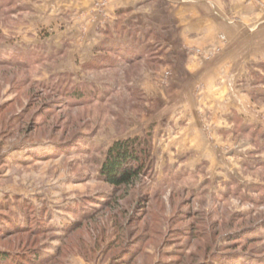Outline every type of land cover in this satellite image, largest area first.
Instances as JSON below:
<instances>
[{
    "label": "rangeland",
    "instance_id": "obj_1",
    "mask_svg": "<svg viewBox=\"0 0 264 264\" xmlns=\"http://www.w3.org/2000/svg\"><path fill=\"white\" fill-rule=\"evenodd\" d=\"M118 2L0 0L6 264H264V0ZM136 136L150 176L108 186Z\"/></svg>",
    "mask_w": 264,
    "mask_h": 264
},
{
    "label": "trees",
    "instance_id": "obj_2",
    "mask_svg": "<svg viewBox=\"0 0 264 264\" xmlns=\"http://www.w3.org/2000/svg\"><path fill=\"white\" fill-rule=\"evenodd\" d=\"M117 52H108V54H104V60L109 59L112 61L113 55H117ZM109 57V58H108ZM130 58V57H128ZM142 57L136 56L130 59V62H134ZM103 60V61H104ZM24 59H20V62H24ZM100 61V62H103ZM100 64V63H99ZM104 65V62L100 64ZM94 66H98V62L96 59H90L83 63V67L91 68ZM72 95V94H70ZM153 166L152 159V146L148 137H129L125 139L115 140L105 151L103 155V159L99 165V177L103 180L105 184L111 186L113 188H122L131 185L132 183H136L142 176H150ZM74 225V224H72ZM31 231H36L39 229H35L33 227H28ZM19 230V227L13 228ZM239 240H243V244L251 243V239L243 236L237 237ZM226 251L220 249H215L211 255L210 259H213V256L216 254H222L223 261L231 260V257H235L236 255L245 256L247 253L245 250L237 251ZM9 257H12L9 251L1 250L0 251V264H6L10 261ZM38 259L37 252L34 256L29 259L30 263L35 262ZM43 260L40 259V262ZM214 261V260H213ZM211 262V264H215ZM25 263V262H24ZM206 263V262H205ZM204 263V264H205ZM201 264V263H200ZM219 264H222L221 262ZM226 264H235L231 262H227ZM244 264H250L249 261Z\"/></svg>",
    "mask_w": 264,
    "mask_h": 264
},
{
    "label": "crops",
    "instance_id": "obj_3",
    "mask_svg": "<svg viewBox=\"0 0 264 264\" xmlns=\"http://www.w3.org/2000/svg\"><path fill=\"white\" fill-rule=\"evenodd\" d=\"M129 1L130 0H125V1L124 0H119V2L116 3V4L121 3L120 4L121 6H130L131 3ZM22 2L23 3H29V5H31V7H32L31 10H35V11H41L42 9H45L46 7L48 8V6H49V9H50L51 6L54 5V4L56 6H58L60 9H62V10L63 9L64 10H70V9L74 10V9H78L79 8L78 6L80 4H82V0L81 1L80 0H78V1H75V0L74 1H72V0H69V1H64V0H41L40 3H37V0H22ZM184 113L189 115L187 112H184ZM189 113H190V116H192L193 112L191 111ZM183 116H185V115H183ZM180 118H182V117H180ZM192 121H193V119H192ZM187 127H189V126H187ZM188 131H189V128L187 129L186 132L188 133ZM183 132H185V131H183ZM187 138H188V136H187ZM181 140H183V138Z\"/></svg>",
    "mask_w": 264,
    "mask_h": 264
}]
</instances>
